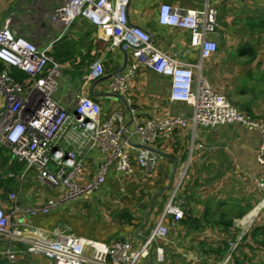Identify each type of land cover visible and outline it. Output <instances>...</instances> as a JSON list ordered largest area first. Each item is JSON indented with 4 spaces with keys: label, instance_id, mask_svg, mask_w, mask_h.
<instances>
[{
    "label": "crops",
    "instance_id": "obj_1",
    "mask_svg": "<svg viewBox=\"0 0 264 264\" xmlns=\"http://www.w3.org/2000/svg\"><path fill=\"white\" fill-rule=\"evenodd\" d=\"M25 2L0 0V26L8 17H13L14 28H18V21H21L25 35L34 37L39 48L52 44L49 53L52 56L65 37L52 43L53 38L47 37L49 27L37 23L38 14L28 1L23 4ZM207 2L218 12L215 39L218 50L204 61L202 74L211 88L223 94L240 112L264 121V0H129L127 15L132 25L151 36L156 47L182 62L194 64L198 62V52L190 50L188 32L159 25L158 13L162 4L200 10ZM54 6L55 1L45 9ZM65 34L73 41L75 51L72 61L61 64L62 76L65 75L70 84L65 98L57 100L63 106L78 95L90 97L89 90L95 82L84 83L82 79L93 60H101L103 77L117 72L125 61L122 51L110 50V41L98 38V31L86 20L77 18ZM83 60L80 76L74 78V69ZM108 81L95 83L94 96L90 98L100 105L103 119L115 110L127 117L120 96L107 93ZM168 89V78L148 69L139 70L129 88L138 117L148 119L164 111L189 115L188 106L169 102ZM191 139L194 156L181 194L184 217L178 222H172L171 217L165 221L168 236L159 244L163 261H158L153 252L139 264H220L231 244L238 240L229 264H264V210L256 209L264 195L256 187L257 178L264 176V169L256 163L259 134L240 127L224 125L209 129L197 127L194 131L190 127L175 130L169 142L161 143L165 147H159L158 151L164 159L153 171L144 172L135 167L133 176L123 177L111 169L105 185L91 195L59 206L48 214L37 213L15 221L47 233L63 223L76 236L103 244L136 236L137 246L149 235L161 214L170 190L174 161L178 168L187 161ZM101 161L98 153H91L84 181L94 178ZM12 193L16 194L22 208H39L45 201L59 196L57 191L38 182L36 171H27L24 165L10 158L9 152H1L0 201L5 208L10 205ZM230 221L231 226L227 227ZM3 248L0 244V250ZM91 255V250H86L85 257ZM0 264L52 263L40 257H25L15 262L2 259Z\"/></svg>",
    "mask_w": 264,
    "mask_h": 264
},
{
    "label": "built area",
    "instance_id": "obj_2",
    "mask_svg": "<svg viewBox=\"0 0 264 264\" xmlns=\"http://www.w3.org/2000/svg\"><path fill=\"white\" fill-rule=\"evenodd\" d=\"M55 2L56 6L36 17L40 26L45 23L49 27L47 37L53 38L52 43L61 40L80 18L96 28L98 38L110 41V50L121 46V51L127 54L125 70L109 79L106 91L120 96L128 116L115 110L103 119L100 105L81 95L63 106L54 98L62 65L49 54L52 44L41 49L34 37L25 35L21 21L14 28L13 17L4 20L0 26V147L8 149L10 158L24 165L27 171H36L38 182L51 187L59 196L45 201L39 208L20 207L14 193L9 195L8 208L0 201V244L4 245L0 260L40 257L52 264H139L154 252L157 260L163 261L159 244L168 236L165 221L171 217L172 222H178L184 217L181 194L194 156L192 139L188 159L176 170L161 214L149 235L137 246L136 236L103 244L76 236L63 223L47 233L41 228L19 224L15 219L48 214L65 203L91 195L106 182L111 169L123 177L133 176L135 167L144 172L153 171L164 159L159 145L169 142L177 129L190 127L194 131L197 127L228 125L255 131L259 134L256 163L264 169V121L240 112L223 94L215 92L202 74L204 61L218 50L215 41L218 12L209 2L200 10L162 4L158 13L159 25L188 32L189 48L198 52V62L194 64L168 55L152 43L147 32L132 25L127 15L129 0ZM58 33L60 36L55 37ZM143 68L168 78L169 102L188 106L190 114L164 111L140 119L129 88ZM11 70L24 73L28 79L23 83L17 81ZM104 74L103 64L97 59L82 80L95 82ZM92 152L98 153L102 161L94 178L84 181L87 159ZM256 187L264 192V176L257 178ZM256 209L264 210V195ZM239 241L231 244L220 264H229ZM86 250H91L90 258L85 257Z\"/></svg>",
    "mask_w": 264,
    "mask_h": 264
},
{
    "label": "trees",
    "instance_id": "obj_3",
    "mask_svg": "<svg viewBox=\"0 0 264 264\" xmlns=\"http://www.w3.org/2000/svg\"><path fill=\"white\" fill-rule=\"evenodd\" d=\"M64 37L65 38H63L59 42L60 44H58V46L54 49V52L52 55L54 60L59 62L62 65L66 62H70L73 60L74 51H75L74 49H72L73 41H71L70 38L67 37L66 35ZM84 64H85V61L83 60V61H81V63L78 66H76V68L74 69V71H75L74 78L80 76L79 71L81 69V66ZM11 76L14 77L17 81H19L21 83L25 82V80L28 79V77L24 73L19 72L17 70H11ZM159 147H160V149H164L165 146H162V144H160ZM1 152L6 154L8 152V150L4 147H0V153ZM187 153H188V150H187ZM4 162H7V160H4ZM177 169H178V166H177ZM183 190H184V188H183ZM183 190H182V192H183ZM226 226L230 227L231 221L229 223H226Z\"/></svg>",
    "mask_w": 264,
    "mask_h": 264
},
{
    "label": "rangeland",
    "instance_id": "obj_4",
    "mask_svg": "<svg viewBox=\"0 0 264 264\" xmlns=\"http://www.w3.org/2000/svg\"><path fill=\"white\" fill-rule=\"evenodd\" d=\"M27 1L29 2V4H31V8L38 14V13H41L43 11H46V9H45L46 6H49V5H52L53 6L54 5V1H58V0H26V2L23 3V4H27ZM58 84H59L58 91L54 95V98H56V100L62 101V99H64L65 96L67 95L66 91H67V89L70 88V84H69V82L67 80V77L65 75H63L62 78L59 79ZM130 97H131V95H130ZM103 185H105V184H103ZM37 186H38V184H37ZM41 193H43L44 195H46V193L43 192V191ZM81 198H83V197H81ZM81 198H79V199H81ZM164 198H166V196ZM74 201H76V200H74ZM71 202H73V201H70V202L65 203V204L66 205H69V203H71ZM50 229H52V228H50ZM18 259H20V258H18ZM18 259L14 260V261H11V262H15Z\"/></svg>",
    "mask_w": 264,
    "mask_h": 264
},
{
    "label": "water",
    "instance_id": "obj_5",
    "mask_svg": "<svg viewBox=\"0 0 264 264\" xmlns=\"http://www.w3.org/2000/svg\"><path fill=\"white\" fill-rule=\"evenodd\" d=\"M42 26L45 27V26H46L45 23H42ZM150 39H152L151 36H150ZM119 50H121V46H119ZM122 53H123V55H124V57H125V61H124V64H123L122 68L119 69L117 72L111 74V75H108V76H105V77H103V78H100L99 80L95 81V83H99V82H103V81H108L113 75L118 74V73H120V72H123V71L125 70L126 65H127V54H126L125 52H122ZM95 83H94V85H95ZM94 85H92V86L90 87V90H89V96H90V97H93V96H94V94H93V88H94ZM176 170H177V162L174 161V169H173V171H172V175H171V178H170V180H169V186H168V189H170L171 186H172V183H173V181H174V177H175V174H176Z\"/></svg>",
    "mask_w": 264,
    "mask_h": 264
},
{
    "label": "clouds",
    "instance_id": "obj_6",
    "mask_svg": "<svg viewBox=\"0 0 264 264\" xmlns=\"http://www.w3.org/2000/svg\"><path fill=\"white\" fill-rule=\"evenodd\" d=\"M96 29V28H95ZM62 76V75H61Z\"/></svg>",
    "mask_w": 264,
    "mask_h": 264
}]
</instances>
